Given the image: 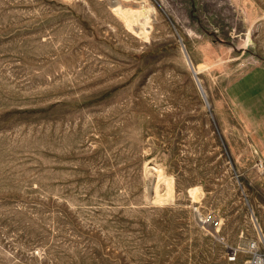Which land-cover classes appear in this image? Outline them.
<instances>
[{"label": "rangeland", "instance_id": "rangeland-1", "mask_svg": "<svg viewBox=\"0 0 264 264\" xmlns=\"http://www.w3.org/2000/svg\"><path fill=\"white\" fill-rule=\"evenodd\" d=\"M263 100L264 0H0V264L264 257Z\"/></svg>", "mask_w": 264, "mask_h": 264}, {"label": "built area", "instance_id": "built-area-1", "mask_svg": "<svg viewBox=\"0 0 264 264\" xmlns=\"http://www.w3.org/2000/svg\"><path fill=\"white\" fill-rule=\"evenodd\" d=\"M255 168L261 171L263 168V163L261 161H257ZM200 222L210 228H216L219 225L217 217H215L213 214L204 215L202 219H200ZM245 252L246 257L241 264H264L263 254L259 251L256 241H247L245 245ZM232 258L233 257H231V259Z\"/></svg>", "mask_w": 264, "mask_h": 264}, {"label": "water", "instance_id": "water-1", "mask_svg": "<svg viewBox=\"0 0 264 264\" xmlns=\"http://www.w3.org/2000/svg\"><path fill=\"white\" fill-rule=\"evenodd\" d=\"M181 49H182L183 54H184V56H185V59H186V61H187V65H188L189 71H190V73H191V75H192V77H193V79H194V82H195V84H196V87H197V89H198V91H199V93H200V96H201V98L203 99V102H204L205 106H207V105H206V101H205L204 96H203V92H202V90H201V87H200V85H199V83H198V81H197V79H196V77H195V71H194L193 68L191 67V64L189 63V61H188V59H187V57H186V55H185V52H184L182 46H181Z\"/></svg>", "mask_w": 264, "mask_h": 264}, {"label": "crops", "instance_id": "crops-1", "mask_svg": "<svg viewBox=\"0 0 264 264\" xmlns=\"http://www.w3.org/2000/svg\"><path fill=\"white\" fill-rule=\"evenodd\" d=\"M247 73H248V72H247ZM247 73H246L245 75H243L241 78H239V80H237L233 85L236 86L238 83H240V81H242V80L248 75ZM233 85H232V86H233ZM246 90H247V89H246ZM246 90H245V89L242 90V92L244 93V95H243L242 92L240 91L242 97H237L239 103L245 101V98L248 97V95H250V94L252 95V92H251V91H248V90L246 91ZM247 99H248V98H247ZM262 102H264V100H263ZM262 102H261V103H262ZM263 141H264V140H263Z\"/></svg>", "mask_w": 264, "mask_h": 264}, {"label": "bare ground", "instance_id": "bare-ground-1", "mask_svg": "<svg viewBox=\"0 0 264 264\" xmlns=\"http://www.w3.org/2000/svg\"><path fill=\"white\" fill-rule=\"evenodd\" d=\"M193 194V193H192ZM245 244V243H244Z\"/></svg>", "mask_w": 264, "mask_h": 264}]
</instances>
